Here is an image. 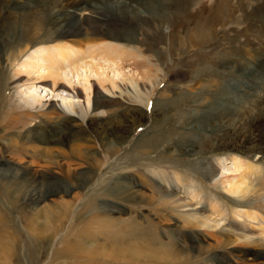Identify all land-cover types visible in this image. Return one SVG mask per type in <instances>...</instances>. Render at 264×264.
I'll return each mask as SVG.
<instances>
[{"label": "rangeland", "instance_id": "obj_1", "mask_svg": "<svg viewBox=\"0 0 264 264\" xmlns=\"http://www.w3.org/2000/svg\"><path fill=\"white\" fill-rule=\"evenodd\" d=\"M70 10L88 13L59 36ZM59 41L120 46L125 74L88 103L74 81L69 106L18 69ZM231 157L264 167V0H0V264H264V228L234 215L257 208L221 186Z\"/></svg>", "mask_w": 264, "mask_h": 264}, {"label": "bare ground", "instance_id": "obj_2", "mask_svg": "<svg viewBox=\"0 0 264 264\" xmlns=\"http://www.w3.org/2000/svg\"><path fill=\"white\" fill-rule=\"evenodd\" d=\"M73 12H74L73 10H70L65 15L57 16L55 18L56 20L53 21L55 30L59 32V36L65 35L73 38V36L77 35V32H75V28H73L72 26L76 25L77 23H80L83 19V15L87 14L88 12H83L78 16V18L74 17ZM28 13L30 17L31 12L29 11ZM27 15L28 14L22 15L21 19H18L19 17L16 18L15 20H13L10 29L7 28L10 33L16 36V39L19 38V40L17 39L16 44L14 43V45H11L9 48V50L12 49L11 50L12 55L14 53L13 50L15 49V46L22 44L24 41L30 40V34H28V32L31 29H29L28 26H32L31 24H33L34 22ZM32 17L35 19L34 16ZM80 25L81 23L78 24V27ZM18 26L21 28L20 30H18L19 29ZM78 29L81 30L80 27ZM6 33L7 32H5L4 34ZM73 42L75 43V41ZM78 48L79 47H77L75 44L73 45L68 44L67 41H61V42L59 41L57 43H52V44H42V45L40 44L38 46L36 45L33 48L29 49L30 51L28 53L24 52L25 54L22 56V61L18 63L19 72H26L27 74L33 73L34 77L38 80L37 82L41 83L42 86L41 88L45 91L47 90L46 93L48 94H54V96L59 94L58 91H61L58 90L59 86L66 87V90L71 94V96L67 99L65 98L62 99L69 106H73L74 98L73 99L71 98L80 95V93L77 92L76 89H72L74 86V81L76 82L80 81L82 84H84L83 87L85 92L84 91L83 92L87 99L86 102L88 103V97L92 84L91 80L97 79L98 81H103L105 82V84L106 83L110 84L113 87L116 86L117 84L116 79H120L121 77H123L125 73H121V70H119L120 66L116 65V63H119V61H116L117 60L116 58L118 56L123 55L125 53V49L120 46L113 45L109 41H105V42L101 41L96 45H89L84 49H80V48L78 49ZM123 70L124 72H128V70H126L125 68ZM63 81L66 84H68V86L65 85ZM32 83H34V81H32ZM42 97L43 96L39 95L38 93H30L28 94L26 99H24V102L26 103L27 107H30L32 109L38 106L42 107L44 106V103H47L45 99L42 100L43 99ZM218 161L220 162V160ZM230 161H231L230 166L226 165L225 168L223 167L225 171V175H223L221 179V186L223 190L227 192L228 195H230L231 197H235V198L239 197L242 199L244 197H248L251 200L252 204L255 206V208H257V209H252L251 211L250 210L243 211V210L235 209L234 215L239 218L244 216L249 220L256 221L257 222L256 225L260 226V228L263 229L264 228V167L254 164L247 160L244 162L241 159H238L237 157H231ZM231 166L234 167L233 170H231V168H228ZM89 175L94 176V173L93 172L91 173V170H87L84 173H81L79 176L89 179L87 178ZM73 178L76 179L75 176ZM254 179H258L257 181H259L257 183V187L252 186L253 185L252 180ZM81 183H83L80 186L81 188L87 187V185H89L88 181L85 179L82 180ZM194 195H197V193ZM38 202L39 201H37V203ZM61 204L62 206L63 205L64 206L61 207L60 206ZM61 204L57 203L54 205L56 206L57 211L54 215H50L49 220L51 222L53 221L56 222L57 220H60V218H62L63 215L68 214L67 205H65V203H61ZM49 209L50 207H46L44 210L45 212L46 211L48 212ZM213 223L215 226L218 225V221L216 220L213 221ZM113 255H111V257H113ZM88 256L92 257L93 254L88 253ZM91 257H87V258L90 259ZM127 257H122V258L125 259ZM132 257L136 258L137 256L136 257L132 256ZM132 257H128V259L133 260ZM146 258L148 260H152L153 256L148 255L146 256ZM7 264H9V262H7Z\"/></svg>", "mask_w": 264, "mask_h": 264}]
</instances>
